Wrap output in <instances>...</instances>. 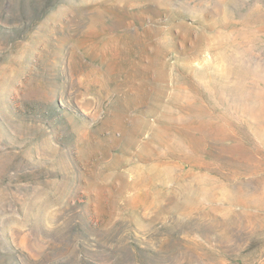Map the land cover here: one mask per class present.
<instances>
[{
	"label": "rangeland",
	"instance_id": "374dc122",
	"mask_svg": "<svg viewBox=\"0 0 264 264\" xmlns=\"http://www.w3.org/2000/svg\"><path fill=\"white\" fill-rule=\"evenodd\" d=\"M0 264H264V0H0Z\"/></svg>",
	"mask_w": 264,
	"mask_h": 264
}]
</instances>
